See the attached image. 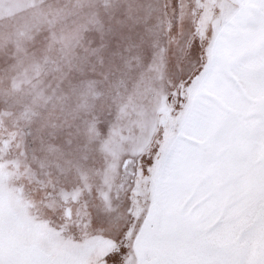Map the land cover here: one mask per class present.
I'll use <instances>...</instances> for the list:
<instances>
[{"label":"snow or ice","instance_id":"snow-or-ice-1","mask_svg":"<svg viewBox=\"0 0 264 264\" xmlns=\"http://www.w3.org/2000/svg\"><path fill=\"white\" fill-rule=\"evenodd\" d=\"M0 264H264V0H0Z\"/></svg>","mask_w":264,"mask_h":264}]
</instances>
